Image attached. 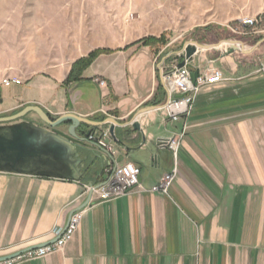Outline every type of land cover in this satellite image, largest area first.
Returning a JSON list of instances; mask_svg holds the SVG:
<instances>
[{
  "label": "crops",
  "instance_id": "obj_1",
  "mask_svg": "<svg viewBox=\"0 0 264 264\" xmlns=\"http://www.w3.org/2000/svg\"><path fill=\"white\" fill-rule=\"evenodd\" d=\"M243 30L237 33L243 37L228 41L244 50L229 53V44L195 55L191 66L197 76L220 70L224 81L201 88L190 114L176 122L162 109L168 97L150 47L133 43L110 49L82 81L67 86L72 65L100 48L92 46L71 62L60 55L42 65L32 59L24 69L21 63L8 65L0 42V118L33 105L52 119L72 112L128 124L115 127L128 149L112 138L111 156L99 148L85 152L89 159L79 182L0 172V257L55 242L53 230L66 228L81 212V224L62 250L16 264H264V31ZM172 54L162 60L166 69L175 63ZM21 73L23 85L2 84ZM96 78L106 85L99 86ZM23 121L47 128L35 113L15 123ZM133 122L140 125L144 143ZM110 126L91 128L92 133L99 136ZM180 134L176 159L158 148V140ZM126 162L140 170L139 187L107 202L92 195L80 210L87 189ZM175 163L178 173L169 195L152 192Z\"/></svg>",
  "mask_w": 264,
  "mask_h": 264
},
{
  "label": "rangeland",
  "instance_id": "obj_2",
  "mask_svg": "<svg viewBox=\"0 0 264 264\" xmlns=\"http://www.w3.org/2000/svg\"><path fill=\"white\" fill-rule=\"evenodd\" d=\"M243 18L256 19L255 29L264 31V0H0V42L8 65L25 69L32 59L42 65L60 55L71 62L92 46L117 50L165 35V46L151 48L159 77L163 58L187 42L243 37L232 31ZM81 91L90 94L85 85Z\"/></svg>",
  "mask_w": 264,
  "mask_h": 264
},
{
  "label": "water",
  "instance_id": "obj_3",
  "mask_svg": "<svg viewBox=\"0 0 264 264\" xmlns=\"http://www.w3.org/2000/svg\"><path fill=\"white\" fill-rule=\"evenodd\" d=\"M262 42L264 39L260 41V43ZM222 43L231 45L232 48L228 51L229 53H233L235 50H244L239 42L228 40L216 45L187 42L180 51L175 52L171 57H174V65L177 69L188 67L191 70V79L195 83L197 74L191 66L195 55L199 50L218 48ZM161 83L165 88L162 77ZM147 109H154V107L145 108L139 114L144 113ZM30 113H35L47 128L26 121L15 123ZM107 124L111 125L109 131L114 141L119 146L128 149L115 136V127L128 126V124L122 125L112 118L96 122L72 112L52 119L40 106H26L12 116L0 118V172H31L40 176L79 182L84 177L85 164L89 159L85 152H92V148H96L88 142V138L92 134L91 128L103 127ZM132 127L142 134L144 143L146 140L140 125L133 122ZM82 128L88 129L83 130ZM92 194L93 192L90 191L86 203L80 210L90 203ZM40 247L43 245L29 248L14 255L0 257V262L14 259Z\"/></svg>",
  "mask_w": 264,
  "mask_h": 264
},
{
  "label": "built area",
  "instance_id": "obj_4",
  "mask_svg": "<svg viewBox=\"0 0 264 264\" xmlns=\"http://www.w3.org/2000/svg\"><path fill=\"white\" fill-rule=\"evenodd\" d=\"M257 23L258 21L254 18H243L239 20V26L232 29V31L234 33H241L243 29H250L252 32H256L255 28ZM260 72L264 74V63L260 67ZM160 73V77L164 79L165 90L168 97V101L162 109L166 111L169 119L174 122L190 114L195 98L201 88L207 85L219 84L224 81L222 71L211 70L210 72L197 76L195 83H193L191 79V70L188 67L177 69L174 64L168 69L164 67L161 68ZM95 82L99 86L106 85V82L99 78H96ZM22 83V80L17 77L7 78L2 82L5 87L14 85L20 86ZM182 136L183 134H180L170 139H160L157 141V146L160 149L171 151L176 159ZM111 140L112 136L109 130L104 131L99 136L92 133L88 138V142L92 146L103 150L109 156L114 153V144ZM177 173L178 168L175 163L173 170L164 175L159 184L152 188V192H160L164 195H169ZM107 174L108 177L102 184L98 186L94 185L87 189V192L92 191V195L98 196L101 202L112 201L139 187L140 170L132 163L126 162L124 164H117L112 169H108ZM82 217L81 212L76 213L70 218L66 228L54 229L53 233L58 237L55 242L28 251L14 259L0 262V264H16L24 259H41L62 250L66 244L73 239L81 224Z\"/></svg>",
  "mask_w": 264,
  "mask_h": 264
},
{
  "label": "trees",
  "instance_id": "obj_5",
  "mask_svg": "<svg viewBox=\"0 0 264 264\" xmlns=\"http://www.w3.org/2000/svg\"><path fill=\"white\" fill-rule=\"evenodd\" d=\"M166 42L167 41L165 39V35H162L160 37H153V36L146 37L139 40L135 44L140 43L144 47L154 48L156 45L165 46L167 44ZM109 53H112L110 49H96L92 51L88 56L77 60L72 65L71 71L68 75L65 85L70 86L72 84L79 83L80 81H82L83 73L94 63V61L99 56Z\"/></svg>",
  "mask_w": 264,
  "mask_h": 264
},
{
  "label": "bare ground",
  "instance_id": "obj_6",
  "mask_svg": "<svg viewBox=\"0 0 264 264\" xmlns=\"http://www.w3.org/2000/svg\"><path fill=\"white\" fill-rule=\"evenodd\" d=\"M223 45H229V44H228V43H222V46H223Z\"/></svg>",
  "mask_w": 264,
  "mask_h": 264
}]
</instances>
